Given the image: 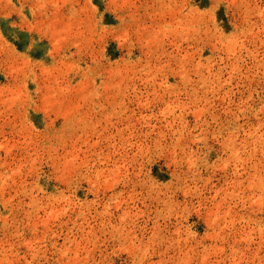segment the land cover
Listing matches in <instances>:
<instances>
[{"label": "rangeland", "instance_id": "obj_1", "mask_svg": "<svg viewBox=\"0 0 264 264\" xmlns=\"http://www.w3.org/2000/svg\"><path fill=\"white\" fill-rule=\"evenodd\" d=\"M0 264H264V0H0Z\"/></svg>", "mask_w": 264, "mask_h": 264}, {"label": "bare ground", "instance_id": "obj_2", "mask_svg": "<svg viewBox=\"0 0 264 264\" xmlns=\"http://www.w3.org/2000/svg\"><path fill=\"white\" fill-rule=\"evenodd\" d=\"M170 1V0H169ZM170 6V5H169ZM168 9V8H167ZM173 13V12H172ZM175 13V12H174ZM247 15V14H246ZM248 20V19H247ZM235 52V51H234Z\"/></svg>", "mask_w": 264, "mask_h": 264}]
</instances>
